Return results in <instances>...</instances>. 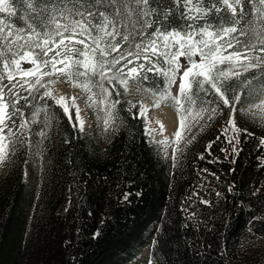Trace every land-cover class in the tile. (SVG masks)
<instances>
[{"label": "trees", "instance_id": "obj_1", "mask_svg": "<svg viewBox=\"0 0 264 264\" xmlns=\"http://www.w3.org/2000/svg\"><path fill=\"white\" fill-rule=\"evenodd\" d=\"M4 71L0 65V75ZM239 72L230 81L229 98L233 103L237 92L250 104L264 86V68ZM147 75L131 83L164 88L162 77ZM17 82L16 107L24 115L6 119L4 130L18 132L21 120L31 121L45 105L47 116L42 112L38 123L25 126L2 163L0 264H123L154 222L147 264H264L263 115L236 108L233 131L226 121L232 104L225 106L214 94L193 95L188 101L194 109L209 110L170 165L147 140L138 107L122 95L112 96L118 101L112 132L92 141L59 105L42 101L39 93L29 96L19 75ZM0 85L7 86L5 100L15 102L8 80ZM213 99L217 102L204 103ZM31 152L38 185L25 218L23 173Z\"/></svg>", "mask_w": 264, "mask_h": 264}, {"label": "snow or ice", "instance_id": "obj_2", "mask_svg": "<svg viewBox=\"0 0 264 264\" xmlns=\"http://www.w3.org/2000/svg\"><path fill=\"white\" fill-rule=\"evenodd\" d=\"M17 20L23 24L18 25ZM256 53L264 54V0H0V65L5 70L0 81L7 79L9 95L16 96L15 102L6 101L7 86L0 85V162L8 155V146L3 143L6 119L16 113L24 115L16 107L20 100L13 92L18 86V82L13 83L16 75L29 85V96L39 93L42 101L54 99L48 90L53 81L45 83V76L56 75L92 93L88 97L92 104L106 105L107 127L114 119L111 108L118 101L108 105L112 93L105 82L119 95L120 87L127 92L130 82L147 80V74L152 73L164 79L160 100L172 99L180 106L181 99L203 92L205 97L214 94L229 106L232 101L228 93L233 90L230 81L241 76L235 71L237 65L245 71L264 68V55ZM181 58L187 65L180 64ZM21 62L33 67L23 70ZM181 72L178 95L172 97L168 88ZM19 87L23 90V84ZM93 88L100 89L99 101L93 98L97 95ZM255 95L259 103L250 104L247 111L259 109L264 113V86ZM23 99L27 106L28 97ZM234 99L239 102L241 96ZM64 102L63 96L56 100L69 114L70 106ZM216 102L204 101L207 105ZM9 107L15 111L9 113ZM144 111L141 105L140 114ZM42 112L47 116L46 105L32 113L31 121L21 120L20 128L38 123ZM78 113L79 109L77 120ZM228 123L237 130L233 119ZM180 124L184 126V117ZM8 135H14L11 129ZM38 135L45 133L41 130ZM175 135L179 138L180 131Z\"/></svg>", "mask_w": 264, "mask_h": 264}, {"label": "rangeland", "instance_id": "obj_3", "mask_svg": "<svg viewBox=\"0 0 264 264\" xmlns=\"http://www.w3.org/2000/svg\"><path fill=\"white\" fill-rule=\"evenodd\" d=\"M180 64L187 65V61L184 58H181ZM32 67L33 65H31L30 63L21 62V68L23 70L31 69ZM243 69L244 68L237 65L235 71L239 72ZM181 74L182 72L177 74L176 82L174 84H171L168 88V91L171 93L172 97H176L178 95L179 77ZM108 75H111V73H108ZM42 79L45 83H47V81L49 80L53 81L48 85V90L51 91L54 96V99L50 98L51 102L59 105L56 103V100L61 96L65 97L64 103L70 106L69 114H65L63 107L59 105L62 111L68 119L70 115L71 119H69V121L73 122L78 130L88 134L89 138L92 141L94 139L99 140L101 138H104L112 132L114 119H110L108 126H105L104 119L106 117V113L103 111V109L106 105L103 103L92 104L88 100V97L92 95V93H85L80 87H74L71 81H67L63 78H57L56 75L45 76ZM105 86L112 93L108 98V105H111L114 102L112 96L117 95V93L115 90H113L112 85L107 84V82H105ZM127 89V92H125L124 88L120 87L119 95H122L124 98H126L130 102V104H135L138 107L137 115H140L144 123L143 127L147 136V140L154 146V150L159 153V155L163 159L168 160L171 165L178 154L181 152V150L184 148L185 144L191 139L193 133L200 127L203 118L202 111L194 109L187 98L181 99L180 106L175 105V102L172 99L160 100L159 93L163 92L164 88L160 91H157L150 88L135 86L130 82L127 86ZM93 92L97 93V95L93 97L95 100L99 101L100 99H102V97L99 95V88H93ZM237 95L240 94L236 92L235 96ZM73 97L76 98L75 105L71 106ZM259 99L260 98L254 100L250 104H258ZM157 100H160L158 107L155 106ZM250 104L243 103L241 99L239 102H236L234 99L226 115V121L229 122L230 118L234 119L236 108L247 111ZM141 105L145 109L143 115L140 114ZM165 106H168V108L172 111L175 118V123L177 122L176 127H173V124L170 127H166L161 123L160 119H154V110H157V108L165 109ZM233 106L235 108V111H233ZM178 107L180 109L179 114L177 112ZM113 108L114 107L111 108L112 114ZM77 109H79V120H77ZM248 112L264 116V113H262L259 109H253L252 111ZM181 117H184L185 119L184 126H181L180 124ZM25 130V127L20 128L18 132L11 130L14 134L11 136L8 135L9 130H3V143L8 146L7 152L13 141H15L17 137H22L24 135ZM177 131H180L181 133L179 138L175 135ZM28 160L29 166L25 168L23 173L24 180L27 186V196L22 205V209L25 212V218H28L30 214L38 185L36 180V154L34 152L29 153ZM2 163L3 162H0V170L2 169ZM154 227H157V223L155 222L152 225L148 226V228L143 233L142 244H140L127 258L124 259L123 264L148 263L150 259V246ZM20 230H23V228L20 227Z\"/></svg>", "mask_w": 264, "mask_h": 264}, {"label": "bare ground", "instance_id": "obj_4", "mask_svg": "<svg viewBox=\"0 0 264 264\" xmlns=\"http://www.w3.org/2000/svg\"><path fill=\"white\" fill-rule=\"evenodd\" d=\"M154 112V119H160L161 123L166 127H170L172 124L173 127L177 126V122L175 123L174 115L168 108V106H165V109L157 108V110H154Z\"/></svg>", "mask_w": 264, "mask_h": 264}]
</instances>
